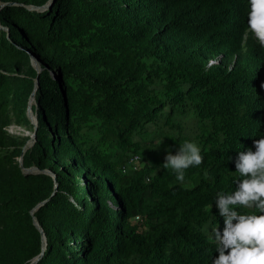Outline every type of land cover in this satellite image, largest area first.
<instances>
[{"label": "trees", "instance_id": "16d2710c", "mask_svg": "<svg viewBox=\"0 0 264 264\" xmlns=\"http://www.w3.org/2000/svg\"><path fill=\"white\" fill-rule=\"evenodd\" d=\"M52 1L0 0V264H211L216 193L264 134L247 0Z\"/></svg>", "mask_w": 264, "mask_h": 264}, {"label": "clouds", "instance_id": "9594fccd", "mask_svg": "<svg viewBox=\"0 0 264 264\" xmlns=\"http://www.w3.org/2000/svg\"><path fill=\"white\" fill-rule=\"evenodd\" d=\"M246 15V30L264 47V0H247ZM252 143L253 147L238 151L234 160L238 177L234 190L218 191L214 198L223 227L211 222L204 226L218 253L211 264H264V134ZM202 161L200 145L185 140L175 153L167 152L163 167L170 168L182 183L185 170Z\"/></svg>", "mask_w": 264, "mask_h": 264}, {"label": "water", "instance_id": "95a60500", "mask_svg": "<svg viewBox=\"0 0 264 264\" xmlns=\"http://www.w3.org/2000/svg\"><path fill=\"white\" fill-rule=\"evenodd\" d=\"M53 5H54V0L47 6L49 9L50 8H52L53 7ZM4 7V4H1L0 5V11H1V9ZM46 7V8H47ZM31 9H36V8H31ZM0 29H2L1 27H0ZM32 64H33V66L35 67V69L38 71V73H40L41 72V69H40V66H39V63H38V61L34 58V57H32ZM38 81L36 82V88H35V91L33 92V94H32V96H31V99H30V103H29V109H28V114H29V116H34V114H33V111H32V108H31V105L34 103V101H35V92H36V90H37V88H38ZM35 131H36V129H35ZM36 142V132H34V134H33V136L30 138V141L27 143V146L25 147V151L28 149V148H30V147H32V145L34 144ZM20 164H21V166H22V168H23V170L26 172V173H36L37 171H38V168H32V169H26V168H24L23 167V161H22V158L20 159ZM47 174H50V175H52V173L51 172H46ZM54 176V178H55V175H53ZM42 205H39L35 210H33L32 212H31V214L32 215H34L35 214V212L41 207ZM34 224H35V226L40 230V232H43V230H42V228L40 227V225H39V223H38V221L36 220V219H34ZM46 245V244H45ZM44 248H45V246H44ZM42 256H43V254L41 255V256H39L36 260H34L33 262H32V264H36L41 258H42Z\"/></svg>", "mask_w": 264, "mask_h": 264}, {"label": "rangeland", "instance_id": "374dc122", "mask_svg": "<svg viewBox=\"0 0 264 264\" xmlns=\"http://www.w3.org/2000/svg\"><path fill=\"white\" fill-rule=\"evenodd\" d=\"M215 62H212V64H214ZM30 118L32 119L33 123L35 124V127H37V120H36V116H30ZM9 131L13 134H18V135H29L30 138L33 136V134L29 133V132H25L24 129L20 128V127H16V126H12ZM23 133V134H21ZM114 210H117L115 207H113Z\"/></svg>", "mask_w": 264, "mask_h": 264}, {"label": "built area", "instance_id": "2783aa9c", "mask_svg": "<svg viewBox=\"0 0 264 264\" xmlns=\"http://www.w3.org/2000/svg\"><path fill=\"white\" fill-rule=\"evenodd\" d=\"M136 159H138V158H136Z\"/></svg>", "mask_w": 264, "mask_h": 264}]
</instances>
